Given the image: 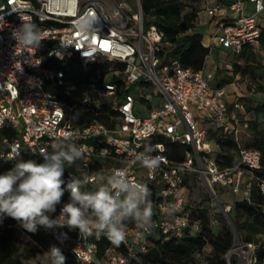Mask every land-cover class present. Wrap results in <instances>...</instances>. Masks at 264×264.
Returning <instances> with one entry per match:
<instances>
[{
	"label": "built area",
	"instance_id": "2783aa9c",
	"mask_svg": "<svg viewBox=\"0 0 264 264\" xmlns=\"http://www.w3.org/2000/svg\"><path fill=\"white\" fill-rule=\"evenodd\" d=\"M248 3L253 4L250 13ZM207 10V58L217 49L238 55L244 45L258 44L264 0H224ZM22 19L38 25V49L17 46L13 32ZM163 37L157 24L146 25L142 0H0V154L20 150L16 159L0 158V171L11 170L21 160L43 163L40 151L50 152L52 143L70 135L77 145H86L87 152L65 165V184L73 175L87 177L86 190L94 189L115 170L126 168L132 181L154 187L156 227L136 241L135 225L129 224L126 253L111 247L98 258L94 234L80 235L79 229L66 226L42 227L78 264H134L149 250L150 240L199 232L201 223L194 217L197 210L185 183L188 176L200 179L209 191V212L220 208V202L221 214L230 215L236 200L251 202L254 189L264 199L263 154L241 145L247 133L241 120L250 118L241 95L228 100L225 87L212 84L215 72L207 67L194 70L174 60L160 68ZM73 58L84 72L94 63L110 65L78 83L61 68ZM156 95L161 97L153 102ZM214 124H220L221 138L234 137L239 143L235 164L221 165L215 159L209 136ZM262 130L264 134V124ZM167 142L186 146V156L171 159ZM148 147L161 158L154 171L134 160ZM69 195L66 191L52 218ZM210 223L214 226L215 221ZM263 241L235 236L237 251L231 248L225 254L227 264H255ZM233 253L237 259L232 260Z\"/></svg>",
	"mask_w": 264,
	"mask_h": 264
},
{
	"label": "trees",
	"instance_id": "16d2710c",
	"mask_svg": "<svg viewBox=\"0 0 264 264\" xmlns=\"http://www.w3.org/2000/svg\"><path fill=\"white\" fill-rule=\"evenodd\" d=\"M199 0H142V6L145 13L146 25L151 23L157 24L163 31L160 50L158 52L161 58L160 68L171 65L174 60H178L182 66L200 70L207 62V56L210 49L203 42V34L195 30L199 10L196 3ZM188 9V10H186ZM261 34L258 40V46L264 48V26H260ZM253 44L243 46L238 54L240 58L246 61L256 60V52ZM228 51L231 52L230 49ZM110 65L106 63H94L91 68L84 72L79 62L73 58L61 64V68L75 82H88L92 79L98 69ZM259 66L256 62L247 64L244 72H249L256 76V69ZM219 66L216 67L214 79L218 76ZM240 72V65L235 63L234 72L230 73L227 78L219 79L216 86L224 87L232 82L234 73ZM264 76V71L260 74ZM252 89V86H248ZM257 91L264 93V85L259 84ZM246 96H241L242 101ZM246 112L251 118H242V124L247 129V133L242 134L241 145L261 150L264 162V134L262 125L264 124V99L254 104L246 102ZM220 128L209 129L210 138H214L219 149L214 156L221 165L235 164L237 161L239 143L234 139L221 138ZM168 155L171 159L182 160L188 151V148L180 143L167 142ZM10 169L4 167L0 171V175L6 173ZM197 177L188 176L186 185L189 187V196L194 188ZM93 187L89 186L88 190ZM152 198H155L154 187H151ZM157 197V196H156ZM225 200H223L224 202ZM192 204L196 208L195 219L201 223L199 232L187 231L182 237H170L168 240H150V248L147 252L142 253L145 261L152 257L156 264H200L196 255L201 254L207 245L210 246L209 253L204 256L203 264H227L225 254L232 248L235 242V235L228 223H225L219 233H215L210 223V212L207 207L201 206L200 200L191 199ZM264 199L263 196L254 189L251 196V202L246 200H236L230 212V217L235 225L237 235L243 241L258 242L264 239ZM17 230V231H16ZM262 235V236H261ZM20 237H27L29 241L43 245L48 251L53 247L61 250L66 257L65 264H78L73 255L65 251L60 246L53 244L51 238L43 231L42 227H38L35 233H30L21 227L16 220L6 217L0 223V264H27L22 258V252L19 244ZM97 244L96 256L103 258L109 248H115L117 251L126 253L127 247L122 244L119 247L113 246L103 235L94 234ZM99 237V238H97ZM41 248H39V251ZM36 254V250L31 246L24 249L25 258L29 259ZM134 264L138 263L137 259L133 260ZM264 263V241L257 250V262L255 264Z\"/></svg>",
	"mask_w": 264,
	"mask_h": 264
},
{
	"label": "clouds",
	"instance_id": "9594fccd",
	"mask_svg": "<svg viewBox=\"0 0 264 264\" xmlns=\"http://www.w3.org/2000/svg\"><path fill=\"white\" fill-rule=\"evenodd\" d=\"M13 38L17 46L25 49H38L42 42L38 25L24 20L13 32ZM51 149L40 151L43 163L21 160L0 175V223L5 216L10 217L30 233H35L38 227L66 226L79 229L80 235H103L116 247L126 242L129 224L135 225L136 241L155 229L151 190L146 184L132 181L126 168L115 170L94 189L86 190L87 177L73 175L65 184L63 175L65 165L71 166L82 159L87 146L77 145L70 135H65L52 143ZM19 151L0 154V158L16 159ZM152 151L148 147L136 154L134 160L154 171L159 168L161 158L153 156ZM66 191L70 194L69 202L52 218ZM46 255L50 264H65L66 257L55 246Z\"/></svg>",
	"mask_w": 264,
	"mask_h": 264
},
{
	"label": "rangeland",
	"instance_id": "374dc122",
	"mask_svg": "<svg viewBox=\"0 0 264 264\" xmlns=\"http://www.w3.org/2000/svg\"><path fill=\"white\" fill-rule=\"evenodd\" d=\"M207 1L206 0H199L196 3V7L199 10V16L197 19V25L195 30L197 32L202 33L203 35H207L209 33V29L211 27V14L207 10L206 6ZM188 10V9H186ZM254 50L256 52V60L254 61H246L244 58H240L237 54H234L228 50L218 51L216 52L214 50L213 56L207 58V62L205 64L206 67L213 66L215 60V64L219 66L217 81L216 78L213 79L211 82L213 85H216V82H218L219 79L227 78L229 74L234 72L235 63L240 65V72L239 78L236 77V74L234 73V77L232 78V85L228 86L226 88L228 95L233 94V92L239 93L241 96H246L245 99L246 102H253L254 104L261 102L264 99V93L257 91V86L259 84L264 85V76L261 77L260 74L264 71V48H260L258 44L254 45ZM253 62H256L259 64V66L256 69V76L251 75L249 72H244L245 67H247V64H253ZM211 70L216 72V68L212 67ZM248 86H252V89H249ZM161 96H154L153 102H156L158 98ZM242 101V99H241ZM243 100L242 103L244 104V108L246 110V103ZM147 112H145L146 114ZM254 116V114H251V118ZM243 118V117H242ZM210 126L209 124H207ZM220 124H214L213 130L217 128ZM1 140V137H0ZM210 144L213 149V155H216V152L219 149V145L217 141L214 138L210 139ZM144 172V170H143ZM229 198V195H228ZM191 199L200 200L201 206L203 207H210L211 204V196L207 188L204 186L202 181L200 179H196L194 188L191 191ZM225 200V199H223ZM210 219L211 221H215L214 226H212L213 231L215 233H219L221 228L224 226L225 223H228L227 218L225 215L221 214V208H217L213 211V209L210 210ZM17 231V230H16ZM19 244L22 252V258L27 264H50V261L46 255V252L48 251L43 245L38 244L33 241H29L27 237H20ZM31 246L36 250V254L27 259L24 255V249L26 247ZM39 248L41 250L39 251ZM236 250V245L232 247ZM210 246L207 245L205 249L202 251L201 254H197L196 258L199 260L200 264H203L204 256L209 253ZM237 251V250H236ZM238 255L237 253H233L232 260L237 259ZM137 264H156L154 259L152 257L148 258V261H145L142 257H139ZM264 264V263H263Z\"/></svg>",
	"mask_w": 264,
	"mask_h": 264
},
{
	"label": "crops",
	"instance_id": "0c3cea01",
	"mask_svg": "<svg viewBox=\"0 0 264 264\" xmlns=\"http://www.w3.org/2000/svg\"><path fill=\"white\" fill-rule=\"evenodd\" d=\"M207 1V3H206V6L205 7H209V6H211V5H213V4H215L216 2H221V1H224V0H206ZM247 10H248V12L250 13V12H252L253 11V4L252 3H248L247 4ZM210 30V29H209ZM208 34V33H207ZM206 37L207 36H204V38H203V42H204V44H206ZM224 50H228V49H224ZM216 52H218V51H223V50H219V49H217V50H215ZM212 56H213V54H212ZM208 61V60H207ZM214 61V64H213V66L211 65L210 67H207V68H209L208 70H211V68L212 67H214V68H216V67H218L216 64H215V60H213ZM233 83H229V84H227V85H225L224 87H225V89L228 87V86H230V85H232ZM236 91L235 92H233V94H229L228 95V100H232V98L236 95Z\"/></svg>",
	"mask_w": 264,
	"mask_h": 264
},
{
	"label": "water",
	"instance_id": "95a60500",
	"mask_svg": "<svg viewBox=\"0 0 264 264\" xmlns=\"http://www.w3.org/2000/svg\"><path fill=\"white\" fill-rule=\"evenodd\" d=\"M219 206H220L221 209L223 208V207H222V204H220V202H219ZM225 215H226V218H227L228 224L230 225V228L232 229L234 235H235L236 237H238V235H237V231H236V228H235V225H234V223H233V221H232L230 215H229L228 213H225Z\"/></svg>",
	"mask_w": 264,
	"mask_h": 264
}]
</instances>
